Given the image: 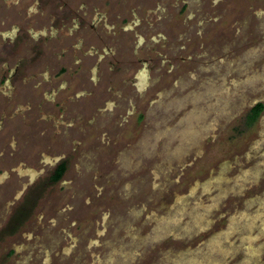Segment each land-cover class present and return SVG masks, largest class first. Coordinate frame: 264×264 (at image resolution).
<instances>
[{
	"label": "rangeland",
	"instance_id": "obj_1",
	"mask_svg": "<svg viewBox=\"0 0 264 264\" xmlns=\"http://www.w3.org/2000/svg\"><path fill=\"white\" fill-rule=\"evenodd\" d=\"M71 9L101 31L85 32L75 77L57 78L67 88L40 95L42 116L56 120L38 121L43 139L3 131L23 173L3 177L20 208L10 215L12 194L0 191V264H264V112L244 126L264 102V0H73ZM139 78L143 91L118 110L117 91L131 89L122 81ZM108 106L110 120L98 113ZM62 154L68 171L50 183L43 161ZM30 179L25 192L38 194L28 198Z\"/></svg>",
	"mask_w": 264,
	"mask_h": 264
},
{
	"label": "flooded vegetation",
	"instance_id": "obj_2",
	"mask_svg": "<svg viewBox=\"0 0 264 264\" xmlns=\"http://www.w3.org/2000/svg\"><path fill=\"white\" fill-rule=\"evenodd\" d=\"M72 1L0 0V191L7 187L6 190L9 192V195L12 194L9 202V206H11L9 210L10 215H14L15 212L13 213V211L20 208L16 207L20 196L15 191L17 187L16 183L8 182L5 185L3 177L6 174L9 176L10 171H18V177L21 179L23 170L20 168V160L18 161L17 159L18 156H21L15 148L18 145L13 142L9 143L8 146L6 140L11 137L16 139V141L17 139H23L21 128L26 130L25 135H34V141L43 139L41 135L45 132L40 131V129H38V132H35V127L38 121L51 119L42 116V114H45V109L43 108L44 101H38L41 97L40 95L45 92V95L54 97V91L60 92L62 89L67 88L65 85L69 83L68 78L71 77L73 79L75 77V70H78L76 67L81 66L82 62L86 64V58L83 59L76 52L86 42L85 32L89 30L101 31L95 18L90 23L92 27L90 28L88 26V22L90 21L85 19L88 13L81 9H71ZM103 16L101 15V17ZM111 28L108 27V29ZM96 34L101 37L98 33ZM94 43V47L97 46L96 42ZM97 53V51H88V54H91L90 56ZM98 58V60H101L102 56L99 55ZM95 68L93 73H96ZM82 71L86 74L85 68ZM64 74H67L68 78L57 87V78ZM100 79L101 75H94L91 79L93 82L92 86H95ZM140 79L136 81L126 79L122 81V83H126V88L131 87V89L129 88L126 91L125 87L121 85L122 89L117 91L114 97L120 100V103L115 101L118 110L124 108V101L126 99H132L134 95L131 92H135L132 91L134 87H136V91H143L141 89L142 86L135 83ZM84 82L85 79L79 80V91L75 93V96L79 97L84 94L83 89L81 90L80 88L84 87ZM45 88L47 89L44 90ZM50 92L51 94H48ZM12 100L15 102L13 108L11 105ZM260 103L263 104V109L254 125L261 118L264 112L263 101L256 102L245 114V127L247 126L250 129L254 126H249L247 115ZM106 109L109 110L98 108V113L104 111L102 112V117L106 115V118L110 120L112 119V113L115 111L111 110L110 106ZM71 111L73 110H69V112ZM95 114L97 115V113ZM51 121L52 123H56L54 119ZM94 121L96 122L95 118ZM105 125L106 123L102 121L98 122V125L95 127L98 135L102 134V129L106 127ZM55 126L58 127V125ZM5 129H9L7 135L11 137L6 136V134L3 136ZM6 147H8V150ZM66 158V155L62 154L53 159V161H43L45 164L49 163L50 168H52L48 176L50 183H57L63 179L68 171V159ZM4 162H13V164H7L6 169L8 171L2 169ZM61 165L65 166L62 176L58 180H52L53 175ZM41 171L45 170L41 169ZM33 184H35L34 181L30 179V183L21 193L23 192V194L27 195L25 190L29 186H34ZM36 194L38 192H30L27 196L31 198Z\"/></svg>",
	"mask_w": 264,
	"mask_h": 264
},
{
	"label": "trees",
	"instance_id": "obj_3",
	"mask_svg": "<svg viewBox=\"0 0 264 264\" xmlns=\"http://www.w3.org/2000/svg\"><path fill=\"white\" fill-rule=\"evenodd\" d=\"M263 109V104H258L256 105L247 115L248 121H249V126L254 125V123L256 122V120L258 119L259 115L261 114ZM65 170V166L61 165L55 172V174L52 177V180H58L63 172Z\"/></svg>",
	"mask_w": 264,
	"mask_h": 264
},
{
	"label": "bare ground",
	"instance_id": "obj_4",
	"mask_svg": "<svg viewBox=\"0 0 264 264\" xmlns=\"http://www.w3.org/2000/svg\"><path fill=\"white\" fill-rule=\"evenodd\" d=\"M165 226V225H164Z\"/></svg>",
	"mask_w": 264,
	"mask_h": 264
}]
</instances>
